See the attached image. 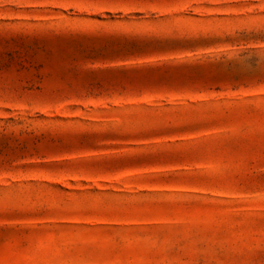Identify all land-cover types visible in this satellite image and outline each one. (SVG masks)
I'll return each instance as SVG.
<instances>
[{"label": "rangeland", "instance_id": "374dc122", "mask_svg": "<svg viewBox=\"0 0 264 264\" xmlns=\"http://www.w3.org/2000/svg\"><path fill=\"white\" fill-rule=\"evenodd\" d=\"M0 264H264V0H0Z\"/></svg>", "mask_w": 264, "mask_h": 264}]
</instances>
